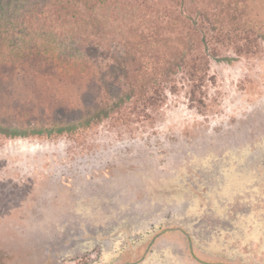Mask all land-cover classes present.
Instances as JSON below:
<instances>
[{
  "label": "rangeland",
  "instance_id": "374dc122",
  "mask_svg": "<svg viewBox=\"0 0 264 264\" xmlns=\"http://www.w3.org/2000/svg\"><path fill=\"white\" fill-rule=\"evenodd\" d=\"M212 8L251 21L258 46L219 45L202 84L179 72L136 109L110 96L128 79L153 84L146 62L192 54L186 29L141 54L147 25L128 8L0 44V264H213L209 250L264 264V0ZM172 11L148 0L141 14ZM79 36L98 49L79 51ZM100 100L105 117L87 130L42 135L82 126Z\"/></svg>",
  "mask_w": 264,
  "mask_h": 264
},
{
  "label": "trees",
  "instance_id": "16d2710c",
  "mask_svg": "<svg viewBox=\"0 0 264 264\" xmlns=\"http://www.w3.org/2000/svg\"><path fill=\"white\" fill-rule=\"evenodd\" d=\"M148 0H0V44L5 42L16 45L18 42H26L35 36L36 31L45 33L46 27H54L57 31L62 27L76 31L87 20L91 19L97 11L121 14L128 12L129 9L137 11L140 9L141 20L147 26L141 32H135L134 47L141 54L145 50L155 52L160 40L165 35L175 34L180 36L182 30L187 31L186 37L189 38V52L192 54H181L176 63H167L164 60L148 61L144 65L147 70L146 75H154L153 84H144L142 78L127 80L128 92L123 97L110 96L111 101L117 108L123 109L130 107L136 109L141 106L153 105L160 97L162 90L169 84L174 83V77L179 72H184L190 76V80L200 85L205 81L208 72L210 59L217 56L219 45L227 42L243 44L236 46L238 53H248L253 51V47L258 46L259 34L256 37L251 35L254 30L251 21H244L242 25L236 24V17L223 16L214 11L215 5L221 0H171L174 11L164 17L156 15L151 19L147 18L142 8L146 7ZM118 16V15H117ZM147 19V20H146ZM80 41L74 43L79 51L87 52L91 55L92 51L98 48L94 41L89 38L79 36ZM263 39V38H262ZM148 51V50H147ZM188 52V53H189ZM137 53V52H135ZM190 56V57H189ZM125 68L121 65L116 66L114 71L125 73ZM143 66L141 69V74ZM140 74V75H141ZM119 75H122L119 73ZM121 76L118 81L121 82ZM110 90H108L109 92ZM100 100L95 106V112L89 113L84 124L78 128H57L48 130L42 135L49 138L52 135L71 136L72 134L87 130L91 125L96 124L101 118L105 117L106 107L102 106ZM1 132V131H0ZM3 133V132H2ZM10 137H20L19 132L10 130L6 132ZM40 135L41 130L35 131ZM25 137V136H23Z\"/></svg>",
  "mask_w": 264,
  "mask_h": 264
},
{
  "label": "crops",
  "instance_id": "0c3cea01",
  "mask_svg": "<svg viewBox=\"0 0 264 264\" xmlns=\"http://www.w3.org/2000/svg\"><path fill=\"white\" fill-rule=\"evenodd\" d=\"M196 253H198V252L196 251ZM217 254H219V255H217ZM198 255H200V254H198ZM201 257L202 256H199L200 259H201ZM203 258L204 259H208L209 263H214V264H233L231 261H229L227 259L226 256H224V254L217 253V252L211 251V250H209V255L203 256ZM254 261L255 260L252 258V260L251 259L250 260H246L245 264H254L253 263Z\"/></svg>",
  "mask_w": 264,
  "mask_h": 264
},
{
  "label": "flooded vegetation",
  "instance_id": "af4514ba",
  "mask_svg": "<svg viewBox=\"0 0 264 264\" xmlns=\"http://www.w3.org/2000/svg\"><path fill=\"white\" fill-rule=\"evenodd\" d=\"M193 252L196 253V249L193 248ZM198 252V251H197ZM200 259V258H199ZM201 260V259H200ZM208 261V259H206ZM214 264V263H213Z\"/></svg>",
  "mask_w": 264,
  "mask_h": 264
}]
</instances>
